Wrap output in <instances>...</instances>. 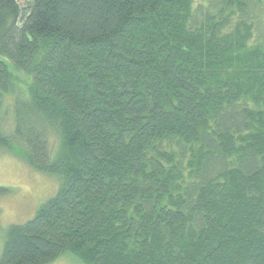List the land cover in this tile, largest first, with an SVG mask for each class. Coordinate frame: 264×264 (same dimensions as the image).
Here are the masks:
<instances>
[{"label": "trees", "instance_id": "obj_1", "mask_svg": "<svg viewBox=\"0 0 264 264\" xmlns=\"http://www.w3.org/2000/svg\"><path fill=\"white\" fill-rule=\"evenodd\" d=\"M24 1L0 150L59 189L0 264H264V0Z\"/></svg>", "mask_w": 264, "mask_h": 264}, {"label": "rangeland", "instance_id": "obj_2", "mask_svg": "<svg viewBox=\"0 0 264 264\" xmlns=\"http://www.w3.org/2000/svg\"><path fill=\"white\" fill-rule=\"evenodd\" d=\"M23 3L24 0H19ZM203 0H195L201 3ZM10 122V120H9ZM12 145H24L15 135V127L11 125L6 131ZM21 144V145H20ZM0 187L9 192L0 196V225L22 224L32 219L39 208L56 195L59 189L58 179L37 172L22 158L10 151L0 150ZM3 232L0 231V258L3 249ZM51 264H82L67 256Z\"/></svg>", "mask_w": 264, "mask_h": 264}]
</instances>
